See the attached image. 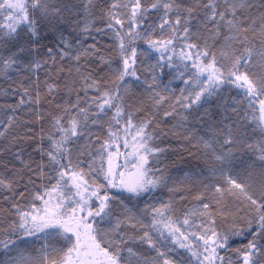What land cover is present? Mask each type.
<instances>
[{"label":"snow or ice","instance_id":"1","mask_svg":"<svg viewBox=\"0 0 264 264\" xmlns=\"http://www.w3.org/2000/svg\"><path fill=\"white\" fill-rule=\"evenodd\" d=\"M0 200V264H264V0H0Z\"/></svg>","mask_w":264,"mask_h":264},{"label":"trees","instance_id":"2","mask_svg":"<svg viewBox=\"0 0 264 264\" xmlns=\"http://www.w3.org/2000/svg\"><path fill=\"white\" fill-rule=\"evenodd\" d=\"M53 40L51 36H46L43 40V43L48 44ZM91 43V41H89ZM170 127V125H169ZM167 147L168 145H163ZM171 147L176 151L169 155L167 163L170 165V171L173 176H182L183 172L179 171L180 169L188 170L192 168L195 164L189 155V152L185 150V145L179 140H173L171 143ZM8 205L4 204L2 200H0V207L6 208ZM246 242V241H244ZM240 241H236L233 246H239Z\"/></svg>","mask_w":264,"mask_h":264}]
</instances>
